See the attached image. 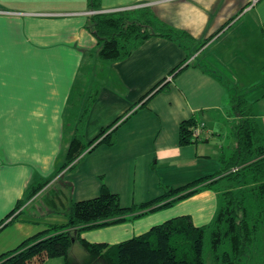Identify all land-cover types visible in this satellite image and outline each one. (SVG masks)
I'll list each match as a JSON object with an SVG mask.
<instances>
[{
	"label": "crops",
	"instance_id": "0c3cea01",
	"mask_svg": "<svg viewBox=\"0 0 264 264\" xmlns=\"http://www.w3.org/2000/svg\"><path fill=\"white\" fill-rule=\"evenodd\" d=\"M142 2L195 42L211 39L189 57L180 39L154 34L126 57L104 61L89 27V0H0V220L30 186L49 179L0 227V254L52 225L66 224L72 202L98 195L104 185L124 206H132L162 195L165 187L220 171L222 158L234 152L238 116L230 112L234 93L231 79L224 77L227 55L218 45L253 34L264 42V0H101L100 6L116 10ZM212 45L218 51L200 60ZM247 49L258 55L257 45ZM242 54L231 53L236 60ZM248 99L255 102L264 134V91ZM192 117L204 126L194 141L181 144L180 124ZM224 121L229 141L216 129ZM110 125L113 143L97 139L74 167L55 177L78 131L91 142ZM221 197L216 187H203L170 205L157 207L161 201L141 216L85 228L80 235L115 244L180 215L207 225ZM81 247L76 240L70 253ZM40 264L65 260L56 256Z\"/></svg>",
	"mask_w": 264,
	"mask_h": 264
},
{
	"label": "trees",
	"instance_id": "16d2710c",
	"mask_svg": "<svg viewBox=\"0 0 264 264\" xmlns=\"http://www.w3.org/2000/svg\"><path fill=\"white\" fill-rule=\"evenodd\" d=\"M100 5L101 0H89L90 10L101 9ZM89 17V27L99 40L98 56L104 61H117L126 57L154 34L180 39L190 51L189 57L192 56V49L199 51L211 39L209 36L201 42H195L187 32L158 19L147 5L91 13ZM186 60L177 64L170 74ZM163 81L160 80L146 95ZM230 103V112L238 116L233 126L236 147L231 156L222 158L220 171L184 186L165 187L162 195L132 206H124L120 195L104 185L98 195L72 202L67 211L69 219L66 224L52 225L29 236L15 248L1 253L0 264H40L56 256L64 257L65 264H207L206 244L209 246L212 264H253L250 263L252 260L254 264H263L264 134L256 121L255 102L242 92L234 94ZM196 124L193 117L181 122V144L195 140L193 129ZM111 126L102 128L91 142H85L78 131L69 144L61 169L74 167L97 139L113 143ZM234 166L238 167L235 171L232 170ZM48 181L30 186L25 198L0 220V227L10 222L8 219L13 214L12 219L17 216L15 212ZM218 182L220 188L225 189L222 204L207 225L198 226L190 215H180L115 244L89 242L80 235L85 228L142 215L158 202L162 201L157 207L167 206ZM76 240L85 250L81 258L70 253Z\"/></svg>",
	"mask_w": 264,
	"mask_h": 264
},
{
	"label": "rangeland",
	"instance_id": "374dc122",
	"mask_svg": "<svg viewBox=\"0 0 264 264\" xmlns=\"http://www.w3.org/2000/svg\"><path fill=\"white\" fill-rule=\"evenodd\" d=\"M251 31L254 32V28ZM227 36H229V35H227ZM255 45H257L258 55L255 56L254 54H252V56H251L248 53L247 48H249L251 46L255 47ZM219 46L222 47V49H224V51H222L223 52L222 55H224V54H225V56L227 55L226 61L228 63H226L224 69L228 70L229 76L224 74V77L227 79H229V78L231 79V80H228V82L233 89V93L235 95H237L238 93L245 92L246 95L251 99L258 97L264 91V42H263V39H261V38L259 39L255 34H253L250 36H244L243 38L239 39L238 41H233L230 44L223 43L221 45H218V47ZM233 49L240 51V52L243 51V54H242L243 57L241 58V60H236L235 58L232 57L231 53H232ZM201 50H202V48H201ZM192 51H193V52H191L192 55H195L197 53L193 49H192ZM212 51L217 52L218 51L217 46L213 48V45H212L208 49L202 51V54L199 56L200 60L203 59L204 55H206ZM74 124L76 125L77 123L74 122ZM228 127H229L228 123L224 121L216 129H217V131H221L222 133H224L225 136H227V134L229 135ZM230 137L227 136L228 141L231 140ZM68 167L69 166L65 167L64 169L60 168L56 172L55 177L60 176L61 172L64 171L65 169H68ZM237 169H238V167H235V166L232 168L233 171H235ZM223 182L225 184H227L226 180H224ZM56 186H57V184H56ZM220 186L221 185L219 182L214 183V187H216L217 189L220 190V193L222 196V193L225 189L220 188ZM54 187H55V185H54ZM222 199H223V196L221 197V200ZM221 204H222V201H221ZM51 207H55V204H53V206L51 205ZM57 207H58V205H57ZM139 216H141V215H139ZM167 219H169V218H166L159 223H162ZM207 239H208V232H207L206 240ZM78 249L74 250V255L78 258H81L85 255V250L83 247L78 248ZM205 252H206V263L212 264L211 259H210L211 256H210L208 244H206V251ZM249 261H251V260H249ZM250 263L254 264L253 260Z\"/></svg>",
	"mask_w": 264,
	"mask_h": 264
},
{
	"label": "built area",
	"instance_id": "2783aa9c",
	"mask_svg": "<svg viewBox=\"0 0 264 264\" xmlns=\"http://www.w3.org/2000/svg\"><path fill=\"white\" fill-rule=\"evenodd\" d=\"M145 5H147V4L144 3V2H142V3L136 4V5L132 6V7H139V6H145ZM120 9H122V8H120ZM116 10H118V9H116ZM101 11H108V10H102V9H99V10H90L88 13L91 14V13H96V12H101ZM168 77L170 78V76H168ZM203 126H204L203 123L197 122V124L195 125V127L193 129V137H198L199 136L200 131H201V129H202Z\"/></svg>",
	"mask_w": 264,
	"mask_h": 264
}]
</instances>
